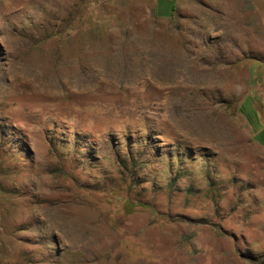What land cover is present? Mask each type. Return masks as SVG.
Instances as JSON below:
<instances>
[{"label": "rangeland", "instance_id": "obj_1", "mask_svg": "<svg viewBox=\"0 0 264 264\" xmlns=\"http://www.w3.org/2000/svg\"><path fill=\"white\" fill-rule=\"evenodd\" d=\"M0 264H264V0H0Z\"/></svg>", "mask_w": 264, "mask_h": 264}, {"label": "trees", "instance_id": "obj_2", "mask_svg": "<svg viewBox=\"0 0 264 264\" xmlns=\"http://www.w3.org/2000/svg\"><path fill=\"white\" fill-rule=\"evenodd\" d=\"M173 8H174V5H173ZM136 157H134V155L130 152L129 153V156L126 158V159H121V163H122V166L123 168L125 169H128L129 168V163H130V160H134ZM131 174H133V171L131 172ZM134 176L136 175L135 173L133 174ZM177 219H183L184 216H177L176 217Z\"/></svg>", "mask_w": 264, "mask_h": 264}]
</instances>
